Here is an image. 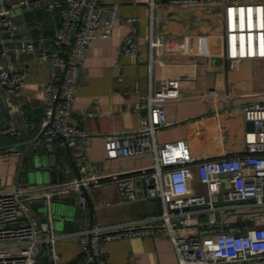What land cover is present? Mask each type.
Instances as JSON below:
<instances>
[{
  "label": "built area",
  "instance_id": "1",
  "mask_svg": "<svg viewBox=\"0 0 264 264\" xmlns=\"http://www.w3.org/2000/svg\"><path fill=\"white\" fill-rule=\"evenodd\" d=\"M170 2L221 6L226 55L232 60L264 56V0ZM37 5V0H0V97L11 119L23 112L21 92L28 69L8 56L10 51L32 52L37 48L30 34L20 28L14 10ZM48 6L59 10L60 23L52 46L41 48L49 62L43 95L45 115L39 129L44 143L64 141L82 173L73 180L0 192V264H110L109 241L154 234L160 227L168 230L180 256L179 264H264V101L244 107L245 117L254 122V128L246 132V153L203 157L185 138L158 142L157 132L172 123L166 102L180 96L179 78L167 79L156 93L138 102L137 129L104 136L109 157L152 152L153 163L135 171L96 173L84 145L91 133L71 120L72 107L90 42L96 36L111 35L118 6L103 0H50ZM124 20L131 29L124 38L122 52L138 54V18ZM115 68L120 72L122 64L118 62ZM21 132L22 128L12 121L0 128L3 134ZM10 153L23 151L0 147V156ZM100 180L116 182L128 199L156 198L160 210L131 220L58 232L52 200L73 192L84 207L88 192ZM38 199L45 201V219L32 210L31 202ZM68 236L79 237L81 251L79 257L63 263L57 245Z\"/></svg>",
  "mask_w": 264,
  "mask_h": 264
},
{
  "label": "crops",
  "instance_id": "2",
  "mask_svg": "<svg viewBox=\"0 0 264 264\" xmlns=\"http://www.w3.org/2000/svg\"><path fill=\"white\" fill-rule=\"evenodd\" d=\"M49 1L37 0L38 5L30 11L27 6L14 10L16 18H22L20 28L30 34L37 48L32 52L10 51L8 56L27 68L28 75L21 92L23 112L15 113L11 119L0 97V128L11 121L22 128L17 135L0 133V147L23 151L0 156V192L40 184L42 179L32 177L40 168L60 170L55 177L57 182L60 177L68 181L82 173L64 141L44 143L39 129L45 115L43 95L49 62V57L41 54V48L52 46L60 23V12L49 8ZM103 2L118 6L116 24L111 35L96 36L90 42L77 80L71 115L72 121L91 133L84 145L95 172L116 174L153 163L152 152L109 157L104 136L137 129L138 102L147 94L156 93L170 78H179L180 96L166 102L167 117L172 123L157 132L158 142L185 138L192 150L203 157L246 153V132L254 128V122L245 117L244 107L264 101V56L232 60L226 55L222 7L206 2L175 4L170 0ZM35 12L38 14L33 16ZM130 16L138 18V54L122 52L124 38L131 29L124 19ZM118 62L122 64L120 72L115 68ZM10 99L7 98L9 103ZM37 155L44 165L32 167ZM196 182L199 183L198 179ZM75 195L71 192L52 200L58 203L56 210L65 205L70 221L75 208L80 206ZM87 201L86 206H80L79 229L131 220L160 210L158 199L125 198L116 182L109 180L95 184L87 194ZM31 206L40 219L47 218L45 201H32ZM53 221L58 232H69L55 218ZM106 245L110 264H179V253L163 227L154 234L115 239ZM57 249L61 262H71L80 256V239L64 237Z\"/></svg>",
  "mask_w": 264,
  "mask_h": 264
},
{
  "label": "water",
  "instance_id": "3",
  "mask_svg": "<svg viewBox=\"0 0 264 264\" xmlns=\"http://www.w3.org/2000/svg\"><path fill=\"white\" fill-rule=\"evenodd\" d=\"M27 10L30 11V10H32V8L28 7ZM37 14L38 13L35 12V13H33V16H35ZM16 19L19 22L22 21L21 17H17ZM37 22L41 23V20L37 19ZM6 113L8 114V111H6ZM42 165H44V164H42V162H41L40 155H37L36 160L32 163V167H41ZM54 165H56V164L53 163V166ZM59 173H60V170L40 168L39 170L35 171L32 174V177L37 176L40 179H42L40 182L48 183V182H50L51 179L55 180L56 175ZM62 181H63V178L60 177L59 182H62ZM54 182H57V181L55 180ZM140 193H141V191H140ZM52 205H53L54 214H56L55 217H56L57 223L60 227H62L63 230L74 231V230L79 229L81 216H82V207L77 206L75 208L74 218L72 221H70L68 219V216H67L68 212H66L65 205L60 210H56L58 203H56L55 201L52 202Z\"/></svg>",
  "mask_w": 264,
  "mask_h": 264
},
{
  "label": "rangeland",
  "instance_id": "4",
  "mask_svg": "<svg viewBox=\"0 0 264 264\" xmlns=\"http://www.w3.org/2000/svg\"><path fill=\"white\" fill-rule=\"evenodd\" d=\"M39 183H41V182H39ZM55 216H56V214H54V218H55V221H57ZM56 229H59V228H57V226H56Z\"/></svg>",
  "mask_w": 264,
  "mask_h": 264
},
{
  "label": "trees",
  "instance_id": "5",
  "mask_svg": "<svg viewBox=\"0 0 264 264\" xmlns=\"http://www.w3.org/2000/svg\"><path fill=\"white\" fill-rule=\"evenodd\" d=\"M40 264H42V263L40 262Z\"/></svg>",
  "mask_w": 264,
  "mask_h": 264
}]
</instances>
